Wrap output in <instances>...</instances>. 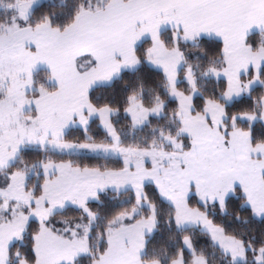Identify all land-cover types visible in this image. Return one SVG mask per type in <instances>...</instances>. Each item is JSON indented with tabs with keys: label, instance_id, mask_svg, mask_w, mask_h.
Wrapping results in <instances>:
<instances>
[{
	"label": "snow or ice",
	"instance_id": "snow-or-ice-1",
	"mask_svg": "<svg viewBox=\"0 0 264 264\" xmlns=\"http://www.w3.org/2000/svg\"><path fill=\"white\" fill-rule=\"evenodd\" d=\"M256 220L264 0H0V264H264Z\"/></svg>",
	"mask_w": 264,
	"mask_h": 264
},
{
	"label": "trees",
	"instance_id": "trees-1",
	"mask_svg": "<svg viewBox=\"0 0 264 264\" xmlns=\"http://www.w3.org/2000/svg\"><path fill=\"white\" fill-rule=\"evenodd\" d=\"M52 10L57 11V12L61 11V9H59V8L52 9ZM250 40H251V42L255 43L258 40V36L254 34V35H252L250 37ZM145 47H147V45H145ZM147 71H154V69L149 67L147 69ZM45 72H46V69H39V73H38V76H37L38 81H40V82L44 81ZM256 129H257V133H259L262 130L261 129V125L259 123L256 125ZM76 134L79 135V131L78 130H77ZM91 134L92 135H98V129L96 128L95 125H93V127L91 129ZM26 158L29 159V160H32V159H35L37 157L35 156V153L32 150H28V152L26 154ZM91 162L93 164L97 163V161H95V160H93ZM85 163H88V161L86 160ZM99 163L104 164L105 161L101 160V161H99ZM106 199H111V194H109V197H107ZM118 202H119V198L117 199L116 203H118ZM116 210L118 211L119 209H116ZM75 215H76V212H75L74 209L73 210H67L66 209V210H63L61 215L57 216L56 219L57 220H67L69 222H72L74 220V218H75ZM57 226L58 227H63V225H57ZM69 226H71V223L69 224ZM249 227L254 229L256 235L258 236L260 229L264 228V221L256 220ZM168 241H169V235H168L167 231L163 229V225H162L161 231L159 233L155 234V236L152 238V243L149 245V248H148L147 258L149 260L152 258L153 246H155V248L157 250H159L160 247H162V245L168 243ZM19 247H20V245H19V243H17L16 244V248H14L13 251L18 249ZM84 264H87V262L84 261Z\"/></svg>",
	"mask_w": 264,
	"mask_h": 264
},
{
	"label": "rangeland",
	"instance_id": "rangeland-1",
	"mask_svg": "<svg viewBox=\"0 0 264 264\" xmlns=\"http://www.w3.org/2000/svg\"><path fill=\"white\" fill-rule=\"evenodd\" d=\"M39 69H45V67L43 65H41Z\"/></svg>",
	"mask_w": 264,
	"mask_h": 264
}]
</instances>
